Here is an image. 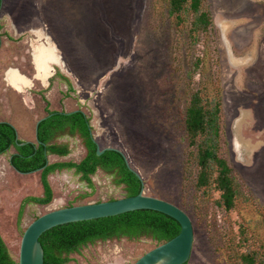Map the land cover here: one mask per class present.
I'll list each match as a JSON object with an SVG mask.
<instances>
[{
  "label": "rangeland",
  "instance_id": "374dc122",
  "mask_svg": "<svg viewBox=\"0 0 264 264\" xmlns=\"http://www.w3.org/2000/svg\"><path fill=\"white\" fill-rule=\"evenodd\" d=\"M212 30L192 43L189 27L175 26L169 0H3L0 11V120H35L51 108H81L98 144L122 150L140 172L147 195L170 201L192 218L195 242L187 264H264V0H205ZM49 35L51 37H49ZM54 39L68 83L44 81L37 54ZM199 58L205 60L197 67ZM57 54L51 57L53 74ZM36 62V63H35ZM11 68L30 79L23 89L8 78ZM191 74V75H188ZM206 85L221 103L220 154L239 186L235 207L220 203L214 186H197L196 148L189 142L185 111L194 90ZM41 113V114H39ZM28 121V122H29ZM73 151L56 160H81L79 137H62ZM0 156V236L19 262L26 227L53 209L127 196L124 185L102 169L93 187L73 170L51 177V203L23 200L42 195L41 171L20 173ZM157 246L151 239L97 241L70 254L66 264H134Z\"/></svg>",
  "mask_w": 264,
  "mask_h": 264
},
{
  "label": "trees",
  "instance_id": "16d2710c",
  "mask_svg": "<svg viewBox=\"0 0 264 264\" xmlns=\"http://www.w3.org/2000/svg\"><path fill=\"white\" fill-rule=\"evenodd\" d=\"M205 0H169L168 15L173 18L174 25L189 27L192 43L201 41L213 27V19L204 6ZM3 0H0V11ZM2 24L0 23V48L2 45ZM204 58L196 61L200 66ZM72 88L69 77L57 72ZM191 75V74H188ZM48 116L39 124V139L36 142L18 139L17 128L9 121H0V155L15 148L11 155V165L21 172H31L42 168L41 182L43 195L27 196L20 207L18 221L24 214L28 203L49 204L53 200L54 191L49 175L57 170L72 169L93 187L92 175L98 169L111 174L117 185H124L127 196L138 194L142 189V180L130 168L126 157L117 150H106L97 154L98 142L93 134L91 117L83 110L59 111L49 108ZM221 103L210 99L206 85L190 94L185 111V127L189 142L196 148L195 157L198 164L197 186L211 189L213 186L221 193L220 203L227 209L235 207L239 193V184L233 175L229 162L220 154L221 137ZM64 136L79 137L87 152L80 161L50 162L49 155L67 156L72 152L69 141H60ZM181 230L180 223L173 217L156 210L139 209L115 216L71 222L53 227L42 234L40 240L45 250V264H66L70 254L80 251L81 247L97 241L148 237L158 244L170 240ZM0 264H19L10 254L8 246L0 236ZM187 264V263H185ZM250 264H252V259Z\"/></svg>",
  "mask_w": 264,
  "mask_h": 264
},
{
  "label": "water",
  "instance_id": "95a60500",
  "mask_svg": "<svg viewBox=\"0 0 264 264\" xmlns=\"http://www.w3.org/2000/svg\"><path fill=\"white\" fill-rule=\"evenodd\" d=\"M76 111V110H74ZM52 114H47L38 120L36 125V138L39 139V124ZM23 141L20 144H25ZM117 150L125 153L116 147L97 146V154L101 155L106 150ZM126 162L130 166L126 157ZM130 168L142 180V189L138 194L129 195L117 199L69 205L53 209L39 215L25 229L21 241L19 264H45V250L40 237L47 230L71 222L92 220L97 218L119 215L125 212L151 209L163 212L174 219L180 225V232L168 241L146 251L134 264H185L188 263L194 248L195 228L192 218L178 205L165 199L147 195L144 192L145 181L140 172ZM41 170V168L37 169Z\"/></svg>",
  "mask_w": 264,
  "mask_h": 264
},
{
  "label": "crops",
  "instance_id": "0c3cea01",
  "mask_svg": "<svg viewBox=\"0 0 264 264\" xmlns=\"http://www.w3.org/2000/svg\"><path fill=\"white\" fill-rule=\"evenodd\" d=\"M49 37H51L50 35H49ZM52 43H50V44H52L51 46L53 47V49H54V54H55V52H56V54H57V57H58V61H56L55 62V64L58 66V68L56 69V72L53 74V67L51 66L52 65V63L50 62V59H49V67H50V72H49V74L48 75H44V73L41 71V68L39 67V63H38V61H37V64H36V68H37V71L36 72H38V75L44 80V81H46V79L49 77V83L50 84H52V80H53V82H56V84H59V83H67L60 75H58L57 74V72L58 71H60V73L61 74H63V75H65V76H67V77H69L68 76V74H66L65 72H64V67H66L65 66V61H64V57H63V54H62V50H61V48H60V46H59V44L54 40V39H52V41H51ZM36 63V62H35ZM22 74V73H21ZM8 75V74H7ZM25 78H26V80L28 81V82H26V83H22V84H20V85H18V84H14L17 88H19V89H23L26 85H29L30 84V79L29 78H27L24 74H22ZM9 78V77H8ZM10 80V79H9ZM41 95L43 96V95H45V92L43 91L42 93H41ZM46 96V95H45ZM47 97V96H46ZM48 98V97H47ZM49 100V99H48ZM50 101V100H49ZM45 103H46V106H47V102L45 101ZM46 106H45V111H44V114L42 113H39V114H41V115H38L37 117H36V120H35V130H36V125H37V122H38V120H40L42 117H44V116H46L48 113H47V111H46ZM69 107H72V103H69ZM69 107H67V108H62V109H57V108H51V101H50V106H49V108L50 109H52V110H59V111H62V110H65V111H74V110H77V109H80L79 107H77V108H69ZM28 118L29 117H27V116H23V115H16V116H7L6 117V119H1L0 121H9V122H11L16 128H17V131H18V136H19V138L20 139H22V140H25V141H32V142H36L37 140H36V137H35V139L33 140V139H31L30 138V134H31V132H30V121L28 120ZM29 121V122H28ZM70 142V141H69ZM71 144V143H70ZM71 148H72V151H73V147H72V144H71ZM14 152H15V150H14ZM72 153V152H71ZM70 153V154H71ZM69 154V155H70ZM0 156H3V155H0ZM52 156H57V155H55V154H51L50 155V158L52 157ZM68 156V155H67ZM57 157H59V156H57ZM51 160V159H50ZM52 161V160H51ZM56 161H66V160H56ZM67 161H69V160H67ZM75 161V160H74ZM80 161V160H79ZM52 162H54V161H52Z\"/></svg>",
  "mask_w": 264,
  "mask_h": 264
},
{
  "label": "bare ground",
  "instance_id": "6f19581e",
  "mask_svg": "<svg viewBox=\"0 0 264 264\" xmlns=\"http://www.w3.org/2000/svg\"><path fill=\"white\" fill-rule=\"evenodd\" d=\"M54 55V49L51 45H44L40 52L37 54V61L39 67L44 75H48L50 72L49 59ZM8 77L12 83L18 85L28 82L21 72L16 68H11L8 72Z\"/></svg>",
  "mask_w": 264,
  "mask_h": 264
},
{
  "label": "flooded vegetation",
  "instance_id": "af4514ba",
  "mask_svg": "<svg viewBox=\"0 0 264 264\" xmlns=\"http://www.w3.org/2000/svg\"><path fill=\"white\" fill-rule=\"evenodd\" d=\"M2 7H3V5H2ZM64 137H69V136H64ZM18 139H20L19 138V136H18ZM36 140H37V138H36ZM25 141V140H24ZM67 141V140H66ZM11 150H13V152H11V154H10V156H9V163H10V159H11V155L13 154V153H15L14 152V150H15V148H11L8 152H10ZM7 152V153H8ZM86 152H87V150H86ZM7 153H5V154H7ZM5 154H2V155H5ZM55 155H57V154H55ZM86 155V154H85ZM57 156H59V157H65V156H60V155H57ZM85 157V156H84ZM83 157V158H84ZM82 158V159H83ZM49 160H50V155H49ZM50 162H52L51 160H50ZM10 165H11V163H10ZM12 166V165H11ZM13 167V166H12ZM14 168V167H13ZM14 169H16V168H14ZM39 169V168H38ZM17 170V169H16ZM64 170H67V171H71L70 169H64ZM64 170H57V171H55V172H53V173H51L50 175H49V180H50V183H51V177L53 176V175H55L56 173H59V172H62V171H64ZM17 171H19V170H17ZM37 171H41L42 172V168H41V170H34V171H31V172H37ZM74 171V170H73ZM20 173H30V172H21V171H19ZM74 173H75V171H74ZM77 174V173H76ZM79 175V174H78ZM40 180H41V175H40ZM42 183V182H41ZM51 185H52V183H51ZM42 186H43V184H42ZM53 188V187H52ZM53 191H54V189H53ZM43 193H44V188H43ZM43 195V194H42ZM36 196H39V195H36ZM52 202V201H51ZM39 204V203H38ZM43 205H46V204H43ZM122 238H124V239H130L129 237H127V236H123ZM145 238H148V237H145ZM148 239H150V238H148ZM108 240H111V239H108ZM115 240H119V238H115ZM136 240V239H135ZM77 252H79V251H77ZM74 253V252H73ZM72 254V253H71Z\"/></svg>",
  "mask_w": 264,
  "mask_h": 264
}]
</instances>
